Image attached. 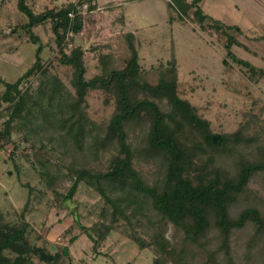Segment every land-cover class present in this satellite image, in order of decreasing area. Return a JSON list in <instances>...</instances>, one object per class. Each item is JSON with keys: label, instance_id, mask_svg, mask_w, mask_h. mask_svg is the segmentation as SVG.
<instances>
[{"label": "trees", "instance_id": "trees-1", "mask_svg": "<svg viewBox=\"0 0 264 264\" xmlns=\"http://www.w3.org/2000/svg\"><path fill=\"white\" fill-rule=\"evenodd\" d=\"M200 1L191 5L198 7ZM180 3L172 0L167 6ZM191 5L181 6L183 13ZM17 8L27 19L21 27L33 43L37 38L32 30L51 24L60 63L73 69L74 94L42 68L39 48L35 64L15 83H4L0 150L27 146L22 157L45 183L54 203L68 208L93 250L99 254L97 248L123 221L132 228L127 238L139 251L152 253V264H264L263 115L246 112L233 132L213 131L209 121L178 96L174 54L156 84L141 80L132 34L127 35L132 56L125 67H113L112 57L102 55L101 74L86 80L81 46L69 54L63 49L76 43L86 25L95 29L101 21L96 0H77L38 14L25 0H18ZM207 18L198 9L193 20L202 25ZM211 28L225 37L227 57L243 67L250 81L264 80L263 70L231 52L238 42L228 30L240 32L237 27L212 20ZM36 73L40 74L36 88L21 91V83ZM93 90L107 95L105 104L113 100L115 105L110 118L100 124L86 113V96ZM15 132L20 136L16 141ZM9 157H15L13 151ZM66 183L70 186L62 193ZM80 186L101 200L98 211L85 218L95 219L88 227L72 202ZM68 258L69 246L52 250L37 245L27 222H11L0 211V264H65Z\"/></svg>", "mask_w": 264, "mask_h": 264}, {"label": "rangeland", "instance_id": "rangeland-1", "mask_svg": "<svg viewBox=\"0 0 264 264\" xmlns=\"http://www.w3.org/2000/svg\"><path fill=\"white\" fill-rule=\"evenodd\" d=\"M77 0H25L35 13L58 8ZM181 0L168 8L172 0H96L98 13L102 16L95 29L86 25L76 37V43L64 47L69 54L74 46L83 49L84 78L89 80L102 72L100 56L110 55L112 65L123 69L131 58L127 35L132 34L133 45L138 54L140 78L156 84L160 72L167 68L172 54L177 64V93L188 102L196 114L209 121L215 132H233L246 112L264 117V80L252 82L242 66L227 57L225 37L211 28L212 20L224 26L237 27L228 33L238 42L231 47L233 55L264 71V0ZM18 0H2L0 7V95L5 91L4 83H15L37 61L43 69L56 76L65 88L74 94L71 84L73 69L60 63V51L55 42L51 24L48 22L32 30L37 42L21 27L26 17L17 8ZM112 4L110 11L104 9ZM192 7L183 13L181 6ZM171 6V5H170ZM200 9L206 16L200 25L193 20ZM85 7L81 9L85 13ZM226 60L227 64H224ZM40 74L23 81L22 91L27 86L38 85ZM107 95L100 90L89 91L86 96V113L90 120L100 124L108 120L115 109L113 100L105 104ZM6 104L1 102L0 111ZM2 120H0L1 122ZM14 141L20 136L12 134ZM13 150L12 146L0 150V211L9 221H25L30 226L31 239L37 245L52 250L69 246V261L76 264H152L149 250L139 251L137 245L127 238L132 228L120 221L117 230L97 248L81 229L72 222L66 206L54 203L45 183L31 163L22 157L23 143ZM13 151L15 157L9 154ZM64 184L62 193L69 188ZM100 197L94 191L80 186L73 197L80 221L88 222L90 211H98ZM136 233L142 235L139 228ZM173 235L169 225L167 237ZM78 236L70 244V239ZM38 237V238H37Z\"/></svg>", "mask_w": 264, "mask_h": 264}]
</instances>
